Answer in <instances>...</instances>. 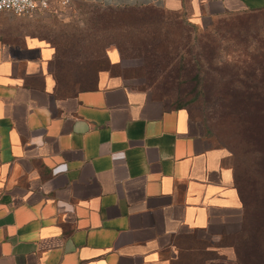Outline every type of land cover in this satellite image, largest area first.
<instances>
[{"label": "crops", "instance_id": "obj_1", "mask_svg": "<svg viewBox=\"0 0 264 264\" xmlns=\"http://www.w3.org/2000/svg\"><path fill=\"white\" fill-rule=\"evenodd\" d=\"M84 1L194 18L207 8L264 9V0ZM70 2L46 12L67 14ZM3 35L2 21L0 264H170L185 238L218 241L241 230L225 152L184 108L123 75L116 49L91 87L65 94L51 43Z\"/></svg>", "mask_w": 264, "mask_h": 264}, {"label": "rangeland", "instance_id": "obj_2", "mask_svg": "<svg viewBox=\"0 0 264 264\" xmlns=\"http://www.w3.org/2000/svg\"><path fill=\"white\" fill-rule=\"evenodd\" d=\"M243 11L207 8L194 18L155 8L148 12L162 23L157 35L147 41L149 45L106 35L98 20L109 16V10L84 0H71L67 14H0V23H4L3 40L33 34L51 43L56 50L52 68L70 85L68 91L88 84L90 69L104 64L107 52L119 47L123 75L169 105L189 110L210 145L225 152L223 164L243 170L253 155L251 145L238 134L239 103L253 97L233 88L235 82L229 77L237 64L254 61L245 55L264 41V11ZM236 61L241 63L234 65ZM237 243L238 239L227 236L218 241L189 237L174 248L170 264H204L210 259L234 262ZM228 244H234L235 250L224 247Z\"/></svg>", "mask_w": 264, "mask_h": 264}, {"label": "trees", "instance_id": "obj_3", "mask_svg": "<svg viewBox=\"0 0 264 264\" xmlns=\"http://www.w3.org/2000/svg\"><path fill=\"white\" fill-rule=\"evenodd\" d=\"M106 8L109 10L110 15L99 19L98 25L101 28L100 30L106 32L108 36L111 35L112 38L129 39L131 41L137 39L141 42L145 41L149 45L150 39L157 35L160 23H162L159 21L158 16L148 12L155 10V8L162 9L158 6ZM164 11L178 15L183 14ZM258 11H264V9L244 10L243 12ZM117 48L121 50L119 47ZM245 56H250V59L251 57L254 58V61L249 65L237 64L241 63L240 61L234 62V65L237 64L235 66L237 70L232 77H229L235 82L233 88L240 90V93L246 97H253L251 100L246 99V101L239 103L242 117H240L241 120L238 122L237 128L238 134L251 145L249 153L253 155V158L243 170H240L239 167L231 168L233 183L243 207L241 230L227 236L235 240L238 239L236 246L234 244L226 245L233 249L235 246L236 259L234 262L210 259L204 264H264V41H259L253 47L252 54H246ZM55 59L56 55L52 61V66ZM107 63L106 55L104 64H99L96 69H90L89 74H92V77L89 83L76 89L91 87L94 76ZM52 66L51 70L57 84V90L65 94L76 90L68 91L70 85L67 84V81L63 79L58 70H53ZM184 109L187 111L189 118L193 120L189 110ZM205 136H207V133ZM222 163H224V159Z\"/></svg>", "mask_w": 264, "mask_h": 264}, {"label": "built area", "instance_id": "obj_4", "mask_svg": "<svg viewBox=\"0 0 264 264\" xmlns=\"http://www.w3.org/2000/svg\"><path fill=\"white\" fill-rule=\"evenodd\" d=\"M56 0H0V13L32 17L49 11ZM61 7L69 5V0H58Z\"/></svg>", "mask_w": 264, "mask_h": 264}]
</instances>
